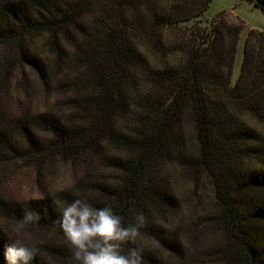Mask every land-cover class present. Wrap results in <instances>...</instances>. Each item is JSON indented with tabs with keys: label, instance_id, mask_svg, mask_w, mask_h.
I'll return each mask as SVG.
<instances>
[{
	"label": "trees",
	"instance_id": "16d2710c",
	"mask_svg": "<svg viewBox=\"0 0 264 264\" xmlns=\"http://www.w3.org/2000/svg\"><path fill=\"white\" fill-rule=\"evenodd\" d=\"M211 2L0 0V102L11 87L29 97L27 87L41 84L66 111L26 113L6 128L0 109V161L17 152L8 141L17 127L27 157L73 155L85 165L77 193L58 204L0 200L1 216L41 235L31 264H77L59 227L75 199L111 205L125 227L142 215L135 240L120 250L137 248L143 264H174L151 244L175 264H264V32L225 13L202 25ZM40 34L51 50L46 60L32 51ZM30 122L52 137L48 146L30 139ZM185 179L191 191L178 194ZM203 184L213 209H200ZM185 205L205 215L185 233L152 217L180 214ZM29 213L39 219L21 227ZM209 226L223 232L222 242H210L202 232ZM10 243L0 228V264Z\"/></svg>",
	"mask_w": 264,
	"mask_h": 264
},
{
	"label": "rangeland",
	"instance_id": "374dc122",
	"mask_svg": "<svg viewBox=\"0 0 264 264\" xmlns=\"http://www.w3.org/2000/svg\"><path fill=\"white\" fill-rule=\"evenodd\" d=\"M27 1L37 3V1L40 2L44 0ZM220 13H225L230 17L237 16L245 23L246 29L254 28L264 32V11L247 0H212L207 12L203 16L201 24L204 25L209 23ZM73 34H75L74 31L71 32V37ZM244 37L245 32L240 35V40L237 45L232 84L235 83L239 75ZM61 38L67 45L68 37L64 38L62 35ZM32 40V51L34 53H38L44 60L51 57V50L47 45L46 34L37 35ZM43 87L44 86L41 84L27 87V94H30L29 97L27 95L25 96L20 91H15L12 87L10 88L8 95L4 96L0 102V109L1 113L4 115L5 127L13 119L24 118L26 113L30 116L50 111L59 114L66 113L62 97L56 92L47 95ZM12 125L13 124H9L6 128ZM26 132L30 139L39 146L46 147L52 141V137L34 123L30 122L28 124ZM8 141L17 152L12 154L10 159L4 162L0 161V200L17 207H24L34 202L48 200L57 203L77 193L76 187L85 177V165L82 160L75 158L73 155H67L66 157H62L61 155L55 157H27V142L22 135V130L17 127L13 128ZM168 167L169 171H176L174 165H168ZM98 168L97 166V170ZM98 171V174L102 172L100 169ZM188 181L189 179L181 181V184L178 185V188H181L178 190V194L184 190L185 192L191 191ZM202 191L203 193L201 196L203 197L199 200L202 202L200 209L212 208L213 203L207 199L209 196L208 186L203 184ZM185 202V204H187V201ZM198 210H189L185 205L183 212L180 214L160 215V213H153L152 217L153 219H159V223H165V226L169 229L182 228L185 226L183 232L185 233V228L189 226L192 220L195 222L205 219V215H200ZM182 222L185 223L182 224ZM0 228L8 238L19 239L22 243L28 244L34 249L43 245L41 235L24 230L11 223L10 220L1 216V210ZM17 228H20L19 232L16 231ZM202 232L209 233L208 237L212 243L223 241V232L220 231L219 228L216 229L213 226H209L204 228ZM144 243L149 244L146 240H144ZM197 245V243L192 245V253L197 250ZM151 246L170 262L175 264L178 261L174 256L162 252L155 245L151 244Z\"/></svg>",
	"mask_w": 264,
	"mask_h": 264
},
{
	"label": "clouds",
	"instance_id": "9594fccd",
	"mask_svg": "<svg viewBox=\"0 0 264 264\" xmlns=\"http://www.w3.org/2000/svg\"><path fill=\"white\" fill-rule=\"evenodd\" d=\"M39 219L29 213L18 224L22 227L32 219ZM143 224V216L136 223L125 227L121 217L114 213L111 205L96 208L75 199L60 212L59 227L69 245L77 264H143V256L137 248L127 254L121 252V243L134 241ZM17 232L20 228L16 229ZM4 257L7 264H31L35 249L19 239H12Z\"/></svg>",
	"mask_w": 264,
	"mask_h": 264
},
{
	"label": "water",
	"instance_id": "95a60500",
	"mask_svg": "<svg viewBox=\"0 0 264 264\" xmlns=\"http://www.w3.org/2000/svg\"><path fill=\"white\" fill-rule=\"evenodd\" d=\"M256 5L264 9V3H262L260 0H252Z\"/></svg>",
	"mask_w": 264,
	"mask_h": 264
}]
</instances>
